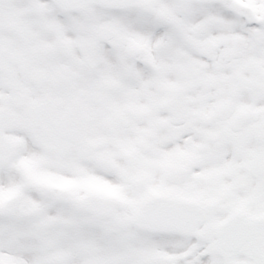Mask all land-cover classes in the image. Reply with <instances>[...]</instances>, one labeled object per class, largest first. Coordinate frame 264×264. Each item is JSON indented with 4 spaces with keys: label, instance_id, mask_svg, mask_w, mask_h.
<instances>
[{
    "label": "snow or ice",
    "instance_id": "snow-or-ice-1",
    "mask_svg": "<svg viewBox=\"0 0 264 264\" xmlns=\"http://www.w3.org/2000/svg\"><path fill=\"white\" fill-rule=\"evenodd\" d=\"M0 264H264V0H0Z\"/></svg>",
    "mask_w": 264,
    "mask_h": 264
}]
</instances>
